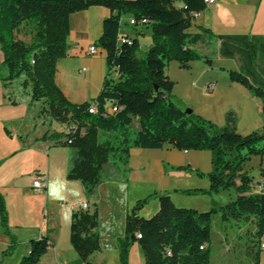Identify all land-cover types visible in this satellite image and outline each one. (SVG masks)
Instances as JSON below:
<instances>
[{
    "label": "trees",
    "instance_id": "1",
    "mask_svg": "<svg viewBox=\"0 0 264 264\" xmlns=\"http://www.w3.org/2000/svg\"><path fill=\"white\" fill-rule=\"evenodd\" d=\"M188 11H180L174 0H0V46L2 65L8 76L5 81L24 77L23 86L30 90L33 102L45 101L50 115L60 123H74L75 135L53 134L45 140H57L70 153L67 179L79 181L88 199L97 200V190L104 181L105 168L124 171L132 149L161 150L171 146L184 151H210L212 170L208 174L210 190L188 191V195L236 192V198L221 208L224 220L251 219L255 224L250 258L259 264L264 236V188L257 189L254 177L244 172L253 157H264V127L248 136L236 131L235 112L226 114L223 127L202 119L184 107L173 94V83L166 74L172 61L188 69L191 62L210 65L213 56L203 57L194 50L199 43L214 46L209 30L190 33V13H200L205 0H181ZM94 6L112 12L104 21L98 46L107 53L108 71L117 72L118 79H107L97 99L98 114H89L92 103L73 105L56 86L57 63L67 54L72 14ZM124 18L136 22L147 19L144 26L152 35V46L144 58L138 57L140 44L121 41ZM35 27L31 43L16 38L26 25ZM230 80L244 85L261 103L264 113V90L253 86L248 78L236 71H227ZM120 111L107 114L110 106ZM137 121L139 129L133 128ZM84 132L81 133V130ZM72 143L69 144L68 141ZM153 196L137 202L126 219V234L120 240L121 264H129V249L139 242L146 264H211V228L214 210L197 211L177 207L169 197H162L160 210L150 218L138 210ZM1 223L11 238L4 256L17 246L8 230V217L0 195ZM98 212L72 214L71 244L86 260L100 249ZM137 234L142 239H137ZM51 243L45 236L28 243L29 254L19 264H39ZM260 246V248H259Z\"/></svg>",
    "mask_w": 264,
    "mask_h": 264
},
{
    "label": "crops",
    "instance_id": "2",
    "mask_svg": "<svg viewBox=\"0 0 264 264\" xmlns=\"http://www.w3.org/2000/svg\"><path fill=\"white\" fill-rule=\"evenodd\" d=\"M111 16L112 12L103 6L70 16L67 54L56 65L55 83L73 105L94 102L107 79H118L117 72L109 74L107 53L98 46L104 21ZM129 20L124 18L126 25ZM203 29L209 30L215 44L202 42L194 50L203 57L213 56L214 61L210 65L194 61L188 69L176 61L170 62L166 74L173 83V94L184 107L217 127H223L226 114L233 111L239 135L260 131L264 127L260 101L244 85L230 80L226 72L241 73L253 86L264 90V0H217L191 19L188 32L201 33ZM123 35L134 39L127 33ZM140 35L146 36L147 32ZM152 43L153 40L144 44L139 40L140 50L146 52ZM92 46L97 47L95 54L89 51ZM15 81L0 83V195L7 212L8 230L17 246L13 253L4 256L12 241L5 233L0 214V264H19L29 254V241L41 236L47 237L51 245L39 264H121L120 240L125 237L126 219L135 203L143 196L156 194V188L162 190L166 176L172 171L170 168H188L203 174L212 170L209 151L185 153L171 146L161 150L136 148L130 151L124 171L111 166L105 168L97 200L88 199L81 182L67 179L69 149L57 140L44 139L53 134L40 137V133L35 134L38 102L34 105L30 100L31 109L20 110ZM25 122L29 126H22ZM255 163L261 174L255 180L264 183V158H252L244 172L254 171ZM178 175L180 180L182 176ZM37 177L45 185L42 191L33 189ZM201 186L208 189L210 183L206 181ZM224 194L227 192L220 195ZM234 199L229 196L223 205ZM151 200L154 204L150 210L155 211L149 213L147 208L141 214L143 218H150L160 210L155 197ZM83 204L88 205L87 209H82ZM95 211L100 249L84 260L71 244L72 214ZM247 259V264H254L250 257ZM129 264H146L141 246L135 243L129 249ZM259 264H264V249L259 254Z\"/></svg>",
    "mask_w": 264,
    "mask_h": 264
},
{
    "label": "rangeland",
    "instance_id": "3",
    "mask_svg": "<svg viewBox=\"0 0 264 264\" xmlns=\"http://www.w3.org/2000/svg\"><path fill=\"white\" fill-rule=\"evenodd\" d=\"M146 31L147 35L142 36L140 35V32ZM150 30L146 29V26L144 25H137V26H131V25H122V33L123 34H129L135 39L140 40L143 44L147 41L152 40V36L150 37L149 33ZM35 34V27L26 24L24 25L18 33H16V38L22 41H25L26 43H31L32 38ZM138 56L140 58L145 57V51H139ZM4 60V55L1 50L0 46V83L3 80V78L8 76V71L6 67L2 65ZM24 77H21L20 80L15 81V97L18 98L20 110H30L31 106L28 102L32 100L30 96V90L26 89L23 86ZM3 83V82H2ZM28 97V98H27ZM29 99V100H28ZM36 102H34V105ZM36 113L38 114V120L36 121V127L35 134H39V137L43 134H64L66 133L67 128L72 123H65L62 124L55 120L50 113L48 112V105L45 101L38 102ZM33 109V108H32ZM28 125V122H25V124L22 126ZM29 126V125H28ZM32 126V123L31 125ZM134 129H139L140 125L137 121L133 123ZM33 130V129H32ZM34 130L31 131V134H33ZM210 152V151H209ZM256 159V157H253ZM257 158H264V157H257ZM251 161V160H250ZM258 165L255 163L254 165V171H249V176L253 175L255 179L259 177L260 171L258 169ZM172 171H170V174H168L165 178V186H162V190L159 188H156V194H152L151 196L155 197L156 202L158 204L161 203L162 197H169L171 201H173L176 205L183 206V208L187 209H193L191 207H199L197 211L201 212L204 211L207 207L206 211L214 210L215 213L213 214V223L211 228V235H212V245H211V264H247V258L250 257V246L254 243L251 242V240L254 239L253 233L255 232V224L254 222L244 219H233L230 218L229 220H224V217L221 212V208L225 207L226 205H223L226 202V198L232 197L234 199L236 192L233 190L230 191H219L212 194H197V195H188L186 192L188 191H196V190H204L209 191L210 187L203 188L201 186L206 181L209 183L208 180V174H203L199 171H194L192 169H181V168H170ZM181 174V179L179 180V177ZM164 185V183H163ZM160 187V186H158ZM201 188V189H200ZM132 189V188H131ZM142 189V188H141ZM140 189V190H141ZM166 189V191L164 190ZM151 190V188H149ZM135 192V189L133 190ZM153 190H151V193ZM227 192V195H220L222 193ZM219 196V197H218ZM226 196V197H225ZM237 196V194H236ZM146 199L147 196H143ZM141 199V200H143ZM152 200H150L147 204L143 205L138 210V215L142 217L141 214H144V211L154 204L150 203ZM217 201L218 203H214ZM154 202V201H153ZM137 205V202L131 209L130 213L134 209V207ZM223 205V206H220ZM161 206V205H160ZM196 210V209H194ZM155 211V210H154ZM153 211V212H154ZM152 210H150L149 213H153ZM136 246H140L139 242H135Z\"/></svg>",
    "mask_w": 264,
    "mask_h": 264
},
{
    "label": "built area",
    "instance_id": "4",
    "mask_svg": "<svg viewBox=\"0 0 264 264\" xmlns=\"http://www.w3.org/2000/svg\"><path fill=\"white\" fill-rule=\"evenodd\" d=\"M180 2H182V1H181V0H174V5L176 6V4H178V3H180ZM216 2H217V0H205V1H204V3L206 4L207 7H209V6L213 5V4H215ZM176 8H177L178 10H180V11H184V12H187V11H188V6H187L185 3H182V5H181L180 7H177V6H176ZM198 14H199V13H196V12H193V13L191 12V13H190V15H191L192 18L197 17ZM147 23H148L147 19H142V20L139 21V22H136L134 19H130V20L128 21V24L131 25V26H137V25H139V24H141V25H146ZM123 24H125L124 21L122 22V25H123ZM121 41H122L123 43L127 42V43L131 44V40H130V38H128V37H121ZM89 51H90L91 54H95V53L97 52V47H96V46H92V47L90 48ZM211 89H212V87H211ZM120 109H121V108H120V106H118V105L110 106V107L107 109V114H110V115L115 114V113L119 112ZM88 112H89V114H92V115H96V114H98V108H97V105H96L95 103H92V104L89 106ZM77 130H78L77 125L74 124V123H72V124L67 128V130H66V134H68V135H75L76 132H77ZM83 132H84V129L81 130V133H83ZM68 143L71 144L72 141L69 140ZM187 152H188V151H185V153H187ZM32 186H33V189L36 190V191H42L43 188L45 187V185L43 184V181H42V179H41L40 177L35 178V180L33 181ZM263 188H264V183L259 181V182L257 183V189H258V190H263ZM87 207H88L87 204H83V205H82V209H83V210L87 209ZM137 239H138V240L142 239V235H141V234H137ZM262 249H264V244H262Z\"/></svg>",
    "mask_w": 264,
    "mask_h": 264
},
{
    "label": "water",
    "instance_id": "5",
    "mask_svg": "<svg viewBox=\"0 0 264 264\" xmlns=\"http://www.w3.org/2000/svg\"><path fill=\"white\" fill-rule=\"evenodd\" d=\"M191 112H192V110H190V109H189V110H187V113H188V114H190Z\"/></svg>",
    "mask_w": 264,
    "mask_h": 264
}]
</instances>
